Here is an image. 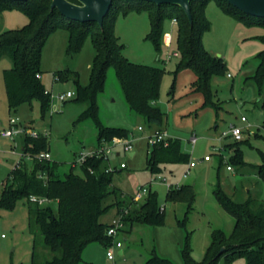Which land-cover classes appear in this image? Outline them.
Masks as SVG:
<instances>
[{
	"label": "rangeland",
	"instance_id": "374dc122",
	"mask_svg": "<svg viewBox=\"0 0 264 264\" xmlns=\"http://www.w3.org/2000/svg\"><path fill=\"white\" fill-rule=\"evenodd\" d=\"M205 14L210 29L203 33L202 45L210 55L222 58L227 70L225 77L213 78L214 106L207 108H202V95L192 92L193 73L184 71L175 76L180 63L176 23L171 19L164 21L163 43L160 52H157L147 38L151 29L148 10L130 9L116 15L114 34L124 45L123 56L132 63L165 70L156 102L165 116L162 127H159L149 124L144 116L131 110L115 70L113 67L108 68L104 91L97 98L98 118L106 127L128 130V140L135 152L134 156H130L119 147V151L122 150L120 156L114 152L109 155L110 166L117 169L112 184L127 197L135 195L139 188H151L158 193L159 206L166 209V220L161 226L134 224L129 233L119 232L106 248L99 243L88 245L82 254L83 261L79 264H148L154 252L174 264H184L182 250L187 237L191 256L199 262L210 245L211 233L220 229L230 234L234 227V218L215 198L214 190L218 182L223 191L237 203L250 198L264 202V183L252 168L261 163L259 151L264 149L263 141L254 138L257 133L264 135V94L260 95L253 80L259 64L257 55L264 49L260 39L264 35V27L246 25L227 15L216 0L209 1ZM27 23L25 13L5 11L0 15V33L20 29ZM67 44V30L57 27L48 35L43 46L40 80L52 95L49 111L44 116L38 102L32 106L24 104L17 110L9 109L4 71L10 69L13 63L8 56L0 60V131L8 127L9 119L13 117L31 131L47 137L51 161L59 164L61 177L70 172L81 154L86 155L100 148L93 120H79L87 108L86 104L75 101V81L88 85L95 50L91 39L86 37L80 52L68 57ZM56 73H63L67 79L55 81ZM67 92L74 93V97L61 103L56 96ZM241 117H245L247 122H241ZM231 125L243 130L241 141H248L240 146L243 160L249 164L245 169H236L234 166L233 171L227 169L231 154L228 145L235 141L231 137L222 138V134ZM139 127L143 130L140 131ZM160 128L166 129L171 138L181 142L182 149L190 153V162L196 163L195 167L190 168L189 163L165 164L158 174L148 169L147 161L152 146L148 144L147 138ZM193 137H196L194 145L191 142ZM23 139L17 137L12 141L0 137V188L21 159ZM205 156H211V160L204 161ZM28 160L26 162L31 166L32 160ZM122 163L126 164V168H120ZM186 171L188 174L184 177ZM75 173L82 175L79 164ZM164 177L166 181H163ZM154 179L157 180L152 181ZM168 184L193 187L191 210L184 202L166 201ZM115 212L116 208L113 207L102 217V222L111 225L117 219ZM118 241L122 243V249L115 248ZM33 244L27 204L20 201L12 211L1 209L0 264H33ZM107 250L114 251L113 260L106 257ZM120 251L122 254H119ZM37 252L40 260L51 257L50 250L42 244V236L37 238ZM218 264L227 263L221 258ZM233 264L246 262L244 258H239Z\"/></svg>",
	"mask_w": 264,
	"mask_h": 264
},
{
	"label": "trees",
	"instance_id": "16d2710c",
	"mask_svg": "<svg viewBox=\"0 0 264 264\" xmlns=\"http://www.w3.org/2000/svg\"><path fill=\"white\" fill-rule=\"evenodd\" d=\"M78 4L77 0H68ZM210 0H193L191 24L183 9L177 6L156 5L146 1L113 0L102 27L97 23L80 24L64 18L57 9H52V0H29L12 2L0 0V15L5 11H21L28 17V23L20 28L0 33V60L8 56L12 67L4 71V80L10 110L38 102L44 116L50 108L51 95L46 94L41 76L40 62L43 46L48 35L57 27L68 32L66 55H77L83 41L89 37L95 50L88 85L77 84L75 101L85 103L87 108L79 120L91 119L98 131V146L113 139L130 138V132L122 128L104 126L98 118V95L104 91V82L109 67L115 70L125 99L134 112L146 118L149 124L162 127L164 112L156 105L165 70L155 66L135 64L123 56L124 45L114 34L116 15L130 9H146L150 18V32L147 38L160 52L163 43V23L175 20L177 25L176 42L180 63L175 76L184 71L193 73L192 92L202 95L203 106H214L212 80L226 76V64L220 57L210 55L203 47L201 39L210 29L205 8ZM224 13L246 25H262L264 19L248 15L227 0H216ZM264 44V35L260 37ZM259 61L253 80L264 94V49L257 55ZM69 69L66 71L68 72ZM59 81L66 80L63 73H56ZM174 91V85L172 87ZM264 108V103H263ZM264 130V124L262 126ZM162 129V128H160ZM22 151L36 156L49 151L47 137L24 136ZM254 138L264 143V135ZM247 140L235 141L228 145L231 151L229 166L245 169L249 164L243 160L241 145ZM261 163L252 166L257 177L264 183V149L259 151ZM190 154L182 150L181 142L171 138L169 144L152 146L148 157V169L153 174L162 171L165 164H188ZM221 161V160H220ZM78 166H72L69 173L61 177L59 164L51 160L33 159L31 166L22 158L9 173L0 188V210L12 211L22 201L28 207L30 233L34 236L33 264H79L83 261L85 248L99 243L105 248L113 238L107 235L111 225L102 222V217L113 207L117 218L123 223L122 232H130L134 224L161 226L165 224V209L158 204V193L151 189L139 204L132 196H124L113 187V175L108 171L110 160L104 155L87 156L79 166L82 175L75 173ZM46 197L50 202L40 206L30 202V196ZM215 198L221 207L234 218L230 234L217 229L211 233V241L204 257L197 262L191 256L189 238L182 250L184 264H218L223 258L227 264L244 258L246 264H264V202L250 198L237 203L221 188L220 182L214 190ZM110 200V201H109ZM169 203L184 202L188 210L194 202V189L189 185L170 187L166 194ZM109 202V203H108ZM42 236V244L51 252V257L40 260L37 252V238ZM224 251L221 253V250ZM148 264H174L170 260L152 254Z\"/></svg>",
	"mask_w": 264,
	"mask_h": 264
},
{
	"label": "built area",
	"instance_id": "2783aa9c",
	"mask_svg": "<svg viewBox=\"0 0 264 264\" xmlns=\"http://www.w3.org/2000/svg\"><path fill=\"white\" fill-rule=\"evenodd\" d=\"M173 23H175V20H173ZM176 55V54H175ZM38 78H41L40 75H37ZM55 81H58V78L55 77ZM46 94L50 93L48 91L45 92ZM51 95V94H50ZM52 97V95H51ZM74 97V93L72 92H67V93H61L59 95L56 96V98L61 102V103H65L67 100L72 99ZM241 122H247V119L245 117H241ZM139 130L142 131L143 128L139 127ZM39 134L35 131H31L29 128H26V126H24L21 121L18 118H10L9 119V124L8 127L5 129H2L0 131V137L2 138H9L11 140L14 141L15 138L17 137H24V136H32V137H37ZM227 137H231L234 141H241L244 137V132L241 128L235 126V125H231L229 130L224 132L222 134V138H227ZM148 144L151 146L157 145V144H164L165 146H167L169 144V140L171 139V137L169 136V133L167 130L164 129H155L152 133H150V135L148 136ZM196 142V137H194L192 139V143ZM119 147L122 148V150L125 153L134 154V151H132L133 147L131 144L130 140H125V139H119V138H115L112 140L111 143H106L103 142L100 146V148H98L97 151L95 152H90L86 155L81 154V156L79 157L78 160H76L75 165L73 164V166H79L84 162V160L86 159L87 156H93V155H104L106 158H108L110 160V154L111 153H116V155L120 156L122 153V150L119 151ZM2 151L1 146H0V152ZM12 153H15V150L11 151ZM21 159L24 158L26 159V161H30L33 159H38V160H51V155L49 151H45L42 152L36 156H31L29 154H24L23 151L20 155ZM204 161H210L211 160V156H205ZM196 163L195 162H190L189 166L191 167H195ZM120 168L124 169L126 168V164L122 163L120 164ZM114 169H116V167H109L108 171H113ZM228 170H233V168L231 166H227ZM188 174V172H185L184 177H186ZM159 179H161V177H158ZM157 179H154L153 181H155ZM163 181H166L165 179H163ZM150 191V188L148 187H142L139 188V190L136 192V194L133 197V201L134 202H139L141 200H143L144 197H146L148 195ZM30 202L34 203V204H38L40 206H45L47 205L50 200L46 197H39V196H35L32 195L30 196ZM123 223L121 221V218L118 217L117 219H115L113 221V223L111 224V226L109 227L108 231H107V235L114 238L117 236V234L119 232H121V229L123 228ZM122 247V243L121 242H116L115 243V248H121ZM107 258L109 260H113L114 259V251L113 250H107L106 252Z\"/></svg>",
	"mask_w": 264,
	"mask_h": 264
},
{
	"label": "water",
	"instance_id": "95a60500",
	"mask_svg": "<svg viewBox=\"0 0 264 264\" xmlns=\"http://www.w3.org/2000/svg\"><path fill=\"white\" fill-rule=\"evenodd\" d=\"M12 2H27L29 0H8ZM78 4L68 0H52L51 8L71 22L80 24L94 23L102 27L112 6L113 0H77ZM139 1V0H133ZM156 5L177 6L184 10L190 23H193L191 2L193 0H140ZM230 4L255 18L264 19V0H227ZM133 155V153H131ZM224 249L221 250V253Z\"/></svg>",
	"mask_w": 264,
	"mask_h": 264
},
{
	"label": "crops",
	"instance_id": "0c3cea01",
	"mask_svg": "<svg viewBox=\"0 0 264 264\" xmlns=\"http://www.w3.org/2000/svg\"><path fill=\"white\" fill-rule=\"evenodd\" d=\"M4 129H5V128H4ZM162 129H164V128H162ZM164 130H166V129H164ZM193 138H194V137H193ZM193 138H192V139H193ZM192 139H191V142H192ZM12 141H13V140H12ZM195 143H196V142H195ZM195 143H192V144L194 145ZM182 150L184 151V149H182ZM184 152L189 153L188 151H184ZM134 154H135V152H134ZM134 154H133V155L129 154V155H130V156H134ZM189 154H190V153H189ZM20 155H21V154H20ZM117 156H118V155H117ZM20 160H21V159H20ZM19 162H20V161L18 160L17 163H19ZM16 166H17V165H16ZM16 166H15V167H16ZM188 166H189V164H188ZM13 169H14V168H13ZM189 170H190V168H189ZM231 171H233V170H231ZM186 172H188V171H186ZM164 179L167 180L165 177H164ZM152 181H153V180H152ZM171 185H172V184H168V189L171 187ZM174 186H175V185H172V187H174ZM175 187H178V186L176 185ZM150 189H151V188H150ZM132 197H134V195H133ZM164 209H165V208H164ZM165 210H166V209H165ZM115 213H116V215H117V213H118V212H117V209H116V212H115ZM131 230H132V229H131ZM131 230H130V231H131ZM123 233L127 234V233H129V232H123ZM122 246H123V245H122ZM121 249H122V247H121ZM119 254H122V251H120ZM106 257H107V255H106Z\"/></svg>",
	"mask_w": 264,
	"mask_h": 264
}]
</instances>
